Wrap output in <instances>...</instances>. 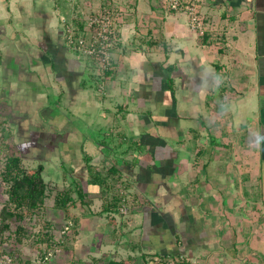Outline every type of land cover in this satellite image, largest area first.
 Listing matches in <instances>:
<instances>
[{"label":"crops","instance_id":"1","mask_svg":"<svg viewBox=\"0 0 264 264\" xmlns=\"http://www.w3.org/2000/svg\"><path fill=\"white\" fill-rule=\"evenodd\" d=\"M11 3V14L8 0L0 7V104L31 138L24 150L35 138L52 154L42 175L55 161L60 184L66 164V184L83 188L75 248L88 235L104 264L180 252L190 264H264V0H202L204 34L152 0ZM106 7L117 32L101 77L54 13L81 24ZM85 156L103 175L117 169L107 189ZM121 190L127 215L106 208Z\"/></svg>","mask_w":264,"mask_h":264},{"label":"rangeland","instance_id":"2","mask_svg":"<svg viewBox=\"0 0 264 264\" xmlns=\"http://www.w3.org/2000/svg\"><path fill=\"white\" fill-rule=\"evenodd\" d=\"M16 0H8L9 13H13L15 8ZM160 8L165 10V6L162 0H152ZM3 0H0V7H2ZM22 3V2H21ZM46 8L50 13L52 6L50 1L46 3ZM17 10H15L16 12ZM14 12V13H15ZM98 12V9L91 11L89 15ZM19 16L15 13V17ZM55 21L61 29L62 23L59 14H55ZM18 20V18L16 17ZM75 21V19L70 18ZM10 22H13L12 15H10ZM9 29V27H8ZM3 46L0 44V62L2 63L5 59V49H1ZM85 56V55H84ZM87 57V56H85ZM88 58V57H87ZM15 65V64H14ZM13 81H14V77ZM12 81V80H11ZM10 81V82H11ZM6 80L5 76L0 74V102L2 100V89L5 87ZM28 123V122H27ZM24 130H19V127H14L13 121L9 117L7 108L0 104V146L2 153L0 155V224H1V210L8 200V187L9 185L3 178V171L7 159L11 156L18 155L22 159V166L29 170H35L41 166L42 158H52V154H45L44 147H41L42 140L40 144L36 140L35 146L23 149L22 144L25 140H30L28 136H23ZM98 140H106L104 137H99ZM107 141V140H106ZM40 145L39 147H37ZM53 161V160H52ZM45 164V171L43 173V178L47 181V192L43 200V203L39 208L34 210L32 214L26 215L24 219H18L16 217L9 218L7 223L8 227L2 231L0 234V264H104L103 260L106 262L108 259L107 252L102 253L99 262H96L93 258L90 247L99 243V238H96V243L92 244L89 241V236H85L84 243L75 248V240L77 235V220L75 216L79 212L84 213L86 209L84 205L81 204L80 196L74 191L73 198L74 202L70 203L68 210L59 208L56 205V195L59 191L68 189L71 186L66 184L69 181L71 169L67 168L65 164L62 171L63 176L60 180V184L55 181L58 180L59 166L54 165V162L42 161ZM120 189V187H119ZM130 210V208H129ZM132 211V209H131ZM119 213V212H118ZM120 214V213H119ZM130 214V211L129 213ZM121 215V214H120ZM70 225V229L66 230V225ZM22 225L25 227V233L21 241L17 237V227ZM88 240V241H87ZM101 260V261H100ZM126 264H131L127 262Z\"/></svg>","mask_w":264,"mask_h":264},{"label":"built area","instance_id":"3","mask_svg":"<svg viewBox=\"0 0 264 264\" xmlns=\"http://www.w3.org/2000/svg\"><path fill=\"white\" fill-rule=\"evenodd\" d=\"M170 11L186 14L192 31L204 34L206 23L201 12L202 0H162ZM64 40L69 49L87 56L93 63L95 74L106 76L113 69L112 49L116 41V17L113 9L103 8L89 15L81 24L66 16L61 17ZM2 153L0 146V155ZM119 213H129V202L126 191L121 190ZM66 225V230L70 229ZM146 264H190L187 256L177 254L151 253L146 256ZM46 264V263H44Z\"/></svg>","mask_w":264,"mask_h":264},{"label":"trees","instance_id":"4","mask_svg":"<svg viewBox=\"0 0 264 264\" xmlns=\"http://www.w3.org/2000/svg\"><path fill=\"white\" fill-rule=\"evenodd\" d=\"M85 161L89 169L90 175L94 179V184L101 186L104 189L109 187L108 179L110 174L115 175L117 169L111 167L103 175L100 171H97L90 164V158L85 156ZM43 167L39 166L37 169L29 171L22 166V159L18 155L11 156L7 159L3 171V178L8 187V200L1 210V224L0 234L4 229L8 227V219L16 217L18 219H24L26 215L32 214L34 210L40 207L47 192V183L42 175ZM76 189L70 187L59 191L56 195V205L59 208L68 210L70 203L73 201V192ZM78 194L80 197H84V190L79 188ZM114 194L111 201L108 203L109 210L119 209L120 196ZM118 206V208H117ZM17 237L21 241L25 233V227L19 225L17 227ZM111 264H120V262L113 261Z\"/></svg>","mask_w":264,"mask_h":264}]
</instances>
